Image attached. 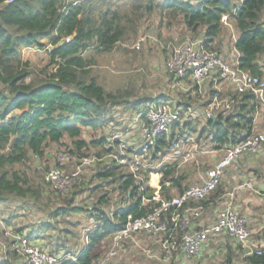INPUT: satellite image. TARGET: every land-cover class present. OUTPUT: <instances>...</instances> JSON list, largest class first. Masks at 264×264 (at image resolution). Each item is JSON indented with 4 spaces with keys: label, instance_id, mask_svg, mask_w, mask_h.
I'll list each match as a JSON object with an SVG mask.
<instances>
[{
    "label": "trees",
    "instance_id": "16d2710c",
    "mask_svg": "<svg viewBox=\"0 0 264 264\" xmlns=\"http://www.w3.org/2000/svg\"><path fill=\"white\" fill-rule=\"evenodd\" d=\"M117 2L0 0V208L4 203H13L15 210L24 208L42 213L44 223L28 230L27 235L39 237V232L49 228L59 232L54 236L56 242L52 240L51 251L77 254L76 259L63 258L59 264H97L103 254V239L121 229L128 214L145 215L158 205L150 199L154 191L148 185L150 172L161 171L163 185L165 178L175 170V163L152 168L140 162L136 170L130 167L133 153L141 154L140 148L127 147L122 153L119 139L106 132L117 111L140 112V121L145 123L142 112L160 100L183 108L208 102L199 98L194 80V92L170 87L168 82L169 88L138 100L127 98L132 93L129 88L107 90L91 74L95 62L86 55L91 47L96 52L112 50L128 36L137 34L139 19L157 11L160 21L166 25L172 26L178 20L184 24L191 32V37L184 41L198 40L200 47L223 54L231 47L240 68L264 77V0H130L124 10L121 9L123 3ZM223 13H232L234 37L220 21ZM223 29L229 30L226 38H223ZM66 37H70L69 41ZM150 40L152 38L147 39V43ZM47 42L51 47L45 49ZM27 47L45 49L48 55L46 66L36 73L29 62L21 58L22 48ZM49 66L52 67L48 69ZM214 76L222 80L218 74ZM166 77L171 82L192 81L168 72ZM217 93L210 85L207 96L210 98ZM228 95L234 103L225 113L220 109L215 119L207 118L205 122L180 120L173 123L156 138L142 158L149 159V164H158L170 151L178 129L197 131L198 138L217 149L230 147L251 134L254 116L260 107L258 100L250 91L230 90ZM85 130L89 131L88 138ZM97 130L101 133L95 134ZM52 144L65 146L58 155L70 156L75 164L73 169L83 157L94 155L97 158L86 168L89 173L82 172L80 181L64 193L51 189L43 177L32 181L15 167L30 156H46V147ZM68 161L60 164L56 159L53 165L64 167ZM153 180L152 176L151 183L155 184ZM221 191L220 183L216 193ZM144 199L148 201L144 203ZM15 210L1 212L0 217L6 222L14 220ZM80 212L92 226L83 224L84 240L69 244L70 226L80 225V220L70 221L65 216ZM3 213H7L6 217ZM58 218H62L64 227H58ZM16 227L13 226L16 234L25 230ZM3 232L0 226V237ZM75 236L78 238L79 234ZM245 261L264 264V251L261 255L246 256ZM0 264H25V261L14 249L3 251L0 244Z\"/></svg>",
    "mask_w": 264,
    "mask_h": 264
},
{
    "label": "built area",
    "instance_id": "2783aa9c",
    "mask_svg": "<svg viewBox=\"0 0 264 264\" xmlns=\"http://www.w3.org/2000/svg\"><path fill=\"white\" fill-rule=\"evenodd\" d=\"M12 1V0H8ZM242 0H240L241 2ZM232 13H223L220 21L229 29H233L230 21ZM233 37L235 32H232ZM148 35H140L131 45V48L140 49L150 39ZM70 37L65 40L69 41ZM198 40H186L174 46L164 65L168 73L177 77H188L196 82H200L212 75L218 74L219 78L229 83L236 92L242 93L250 91L259 105L264 106V77L253 75L239 67L237 55L231 61L226 59L223 53L211 51L199 46ZM218 105V103H217ZM182 107H176L171 103L160 100L150 105L142 113L145 114L146 122L140 121L141 113L134 117V121L139 125L141 154L133 153L134 163L130 165L133 170L138 168L140 158L153 146L156 138L163 132L169 130L170 126L178 122L183 113ZM208 110V115H211ZM120 149L129 147L130 142L119 135ZM264 145V128L261 131H254L241 139L234 145L223 148V154L215 164L208 168L205 177L199 183H194L185 187L182 191L172 197L163 198L158 195V191L151 196V200L158 202L152 210L145 215L135 216L128 214L124 226L112 232V240L109 248L103 253L97 264H110L122 247V242L132 238L136 233L147 232L157 236L166 251L179 252L187 259L196 255L203 242L210 235L226 233L231 240H234L242 248L244 255H261L263 249L254 246L251 238V231L248 228V221L236 208L227 207L220 210L217 220L199 229H191L193 220L201 213L198 203L205 200L210 194L216 191L225 169L230 166L237 157L245 154L258 153ZM131 147V146H130ZM71 159L68 155H61L60 164ZM97 158L94 155L80 159L77 166L70 172L61 166H53L43 175V181L51 189L64 193L71 189L73 184L81 179V173L91 165ZM148 201V199H144ZM196 203V206L191 204ZM14 220L6 222L0 217V226L4 239H10V244L0 242L3 251L15 250L25 261V264H59L63 258L76 259L77 254L70 251L52 252L46 246H41L38 237H29L28 230L21 234L14 233ZM86 241H84L83 247Z\"/></svg>",
    "mask_w": 264,
    "mask_h": 264
},
{
    "label": "crops",
    "instance_id": "0c3cea01",
    "mask_svg": "<svg viewBox=\"0 0 264 264\" xmlns=\"http://www.w3.org/2000/svg\"><path fill=\"white\" fill-rule=\"evenodd\" d=\"M152 40H156V37H153ZM235 55L236 52L232 53L230 57L224 54L230 61L234 59ZM166 81L167 84L168 82L170 83V87L189 89L194 92L193 80L191 83H187L183 79L177 82H174V80L173 82ZM194 83L198 85L197 92L201 95L199 98L203 100L208 99V102L202 106L193 104L187 108L182 107L184 111L180 120L205 122L207 118L214 117L215 119L220 109L225 113L231 104L234 103V99L228 95V92L231 90L238 93L225 80H216L213 75ZM183 85L184 87H182ZM210 85L212 88L217 89L218 93L209 98L207 92ZM162 91L155 92L154 94H159ZM208 110L212 112L210 116L208 115ZM129 127L134 132L130 138L129 136L126 138V141L132 140L130 144L136 148L140 144V136L139 125L134 121V117ZM263 128L264 106L260 105L254 116L253 129L254 131H261ZM177 132L176 139L171 142V148L176 146L174 153L169 154L170 148V151L158 164H149V159L144 160L148 165L143 163L144 167L152 168H158L162 163H175V170L170 176L165 178L163 185H161L160 181L162 176L161 171H151L149 174L148 185L153 188V194L155 191H158V195L163 198L175 196L188 185L201 182L205 177L206 170L215 164L224 151L223 148H213V144L202 140L201 137L198 138L197 131L178 129ZM186 143L189 144V149H186ZM183 153L186 155L184 156ZM180 156L184 157H181V159L179 158ZM133 159L135 161V158ZM134 161L132 162L134 163ZM68 166L69 164L63 168L68 171ZM152 176L155 184L151 183ZM224 178L225 185L222 187L220 193L214 191L205 200L198 203L201 207V213L193 220L191 229H199L214 223L218 218L220 210L224 208H236L248 221L253 245L261 247L264 251V203L263 207L257 209L261 203L254 204V201H250L251 197L249 196V193L253 190L254 193L257 192L260 195V199H262L261 196L264 197V145L258 153L237 157L225 169L219 184ZM162 186L164 188L161 191ZM247 203L251 207V212H248V208L244 206ZM191 205L196 206V203ZM109 238L111 243L112 235ZM161 243L160 238L157 236H153L147 232L136 233L132 238L122 242V247L118 250L117 255L110 264H248L245 261L244 248L234 240H231L226 233L210 235L202 243L199 252L190 259H187L179 252L166 251Z\"/></svg>",
    "mask_w": 264,
    "mask_h": 264
},
{
    "label": "rangeland",
    "instance_id": "374dc122",
    "mask_svg": "<svg viewBox=\"0 0 264 264\" xmlns=\"http://www.w3.org/2000/svg\"><path fill=\"white\" fill-rule=\"evenodd\" d=\"M107 1V0H106ZM112 1V0H108ZM121 4V9L124 10L128 8L130 0H115ZM117 2V3H118ZM138 32L135 36H128L127 40L118 43L112 50L96 52L92 47L86 52L87 56L93 57L94 64L91 66V74L96 76L98 81L104 85L107 90L116 89H128L132 91V93L127 97L134 100H138L143 98L144 96L154 95L155 92L162 91L163 89L169 88L167 83L166 70H165V61L170 55L174 46H176L182 40L184 41L186 38L191 37V32L187 30L184 24L178 20L172 26L166 25L165 23L160 21L159 15L157 11L152 12V14H146L145 17L141 18L137 22ZM233 32V29H229ZM228 29H223V38L228 37ZM236 32V31H234ZM148 35L153 38L156 37V40H150V42L144 44L142 50H132L131 45L136 41V39L142 35ZM227 40H225L226 42ZM50 44L47 42L46 47L50 48ZM45 49H37L34 47L22 48L21 50V58L23 61H28L30 67L34 70V72H38L44 66H46L48 62V55ZM127 49V50H125ZM232 48H226L225 55L230 57L232 54ZM228 59L227 57H225ZM229 60V59H228ZM52 66H49L50 69ZM184 87V85L182 86ZM181 89V88H180ZM172 92V89L170 90ZM173 93H176L175 89ZM131 112V111H129ZM140 113V112H139ZM136 111H133L131 114H128L125 111L118 110L115 114V120L110 123L108 129H106L107 135H119L122 138L126 139L131 137V134L134 132L129 127L131 120L133 117H136L139 114ZM85 137L88 138L89 131L85 130ZM102 131L105 132V129ZM101 133L100 130H97L95 134ZM114 133V134H113ZM132 141V140H131ZM129 140V142H131ZM132 144L129 145V147ZM48 148V149H47ZM65 146L59 147V145L52 144L47 149V155L42 158H38L36 156H30V158L21 164H17L15 167L23 170L32 181L37 182L40 178L43 177L44 173H46L50 168H52L54 164V160L60 159V155H58L62 150H64ZM186 149H189V144L186 143ZM208 149V148H206ZM176 150V146L171 148L169 154L174 153ZM122 153H124V149H121ZM185 153V152H184ZM183 153V154H184ZM186 154H184L185 156ZM183 156V157H184ZM180 156L179 158H181ZM182 157V158H183ZM181 158V159H182ZM68 160V159H67ZM141 163L146 164L144 158L139 159ZM163 160V158L161 159ZM214 163V162H213ZM69 166L67 167L68 172L73 170V166L75 165L72 159L67 162ZM66 164V165H67ZM65 165V166H66ZM212 166V165H211ZM210 167V166H209ZM89 173V169H86V173ZM225 185V178L221 181V187ZM251 197L250 201H254L253 203H261L257 209L263 207L264 197L260 199V195L252 190L249 193ZM255 196V198H254ZM253 197V198H252ZM114 198V197H113ZM115 200V199H113ZM247 207L248 212H251V207L247 203L244 205ZM13 203H4L0 208L1 212H10V209L15 210ZM254 210V209H253ZM35 211V210H34ZM31 209L20 208L19 210H15L16 217L14 218V226L23 227L26 230L36 229L38 225L40 226L44 221H41L42 213L34 212ZM243 213V209L241 210ZM264 212V210H263ZM36 213V214H35ZM7 213H3L2 216L6 217ZM10 214V213H9ZM245 214V213H244ZM1 216V215H0ZM44 218V214H43ZM65 219H69L70 221L80 220V225L70 226L71 232L69 233V244L77 243L76 241L81 242L84 240L83 234L86 232V228L82 227L83 224L90 228L91 223L85 218V214L79 213L73 216H65ZM58 227H64V223L62 222V218H58ZM65 222V221H64ZM16 227V228H17ZM69 228V226H66ZM39 232V243L41 246H46L47 249H53L52 240L56 242L54 236L58 234L55 229L49 228L46 230ZM45 232V233H44ZM76 232V233H75ZM72 233V234H71ZM75 234H79L77 238ZM61 240H58V242ZM0 242L5 244H10V239H4L0 237ZM43 246V247H44ZM101 251L105 253L110 246V238L106 237L103 239L101 243ZM4 248V247H2Z\"/></svg>",
    "mask_w": 264,
    "mask_h": 264
},
{
    "label": "water",
    "instance_id": "95a60500",
    "mask_svg": "<svg viewBox=\"0 0 264 264\" xmlns=\"http://www.w3.org/2000/svg\"><path fill=\"white\" fill-rule=\"evenodd\" d=\"M214 119V117H212Z\"/></svg>",
    "mask_w": 264,
    "mask_h": 264
}]
</instances>
